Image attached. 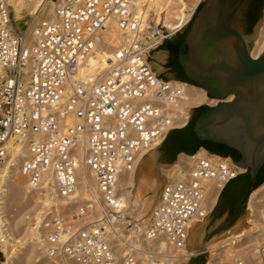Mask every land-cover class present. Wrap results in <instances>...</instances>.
I'll return each instance as SVG.
<instances>
[{"label":"built area","instance_id":"2783aa9c","mask_svg":"<svg viewBox=\"0 0 264 264\" xmlns=\"http://www.w3.org/2000/svg\"><path fill=\"white\" fill-rule=\"evenodd\" d=\"M40 1L51 11L42 18L40 8L29 28L24 19L33 17L22 11L14 19L7 0H0V168L10 144L25 141L20 173L34 191L29 200L39 199L28 223L41 233L50 257L71 264H137L139 254L154 264L162 255L153 244L158 240L167 244L166 262L183 259L191 226L213 211L207 208L211 184L221 191L246 172L232 169L229 158L206 152L181 162L178 178L163 185L150 212L144 240L150 246L137 250L133 240L120 238L127 249L120 257L111 220L119 214L122 173L133 171L140 156L175 129L174 81L156 74L151 53L185 29L204 0L171 26L164 12L158 21L147 13L151 0ZM111 22L122 36L115 47L104 41ZM103 49L107 54L91 65ZM79 170L95 181V190L80 185ZM77 189L91 197L80 200Z\"/></svg>","mask_w":264,"mask_h":264},{"label":"bare ground","instance_id":"6f19581e","mask_svg":"<svg viewBox=\"0 0 264 264\" xmlns=\"http://www.w3.org/2000/svg\"><path fill=\"white\" fill-rule=\"evenodd\" d=\"M197 3L198 0H151L148 5L147 13L152 14L153 12V18L158 21L161 17V13L164 12V23L167 26H171L173 21L178 17L189 14L190 11H192L197 5ZM7 4L13 10L14 19L21 16L20 12L22 11H25L24 13L22 12L23 14H26L27 12L28 15L33 17L29 20L27 19L29 28L33 25L34 19H39V16H36V14L40 8L42 9V18L51 11V4L43 3L40 0L35 2H29L27 0H7ZM15 30L17 29L15 28ZM103 32L105 33L104 41L109 47L117 46L122 41V36L114 22H111L109 25H107ZM250 49L251 55L254 58L258 57L264 50V23L262 19L257 25L255 37L252 40ZM106 54L107 52L105 49L96 52V56L89 60L91 65L96 64V58L101 59ZM173 84L174 101L172 104V116L174 128H181L187 124L189 121L188 119L191 108L206 104L214 105L218 102L216 99H209L205 90L201 87L178 81H174ZM231 98L232 96H229L227 100ZM25 146V141L20 143H11L9 146L10 156L0 168V249L3 251L4 255L2 264H22V258L25 252L29 249H35L41 255V257L34 254L35 256L33 257L32 262L28 261L24 262L23 264H71L65 261V259L58 260L57 258L50 257L47 254L46 246L42 239L41 233L37 229L31 228L29 224L30 218L28 217H30L32 212H30V214H28V216L25 218V233L20 239H17V237L14 236V232L12 231V228L8 222V217L6 215V208L9 202L8 198L10 197L12 187L17 184L16 179L18 177H23L20 173V166L23 158L25 157ZM156 148L157 147H153L149 149L144 155L142 154L135 169L131 172L122 173L121 177L117 181V191L119 198L121 199V205L118 211L119 214L113 215L112 217L111 224L113 230L111 232L117 236V240H115L114 243L117 245V251L120 257H124L127 252L126 247H122L120 241V238L124 239L122 232H124V229H126L125 224H130L134 226L135 229L137 227L140 232H146L150 223V212L159 202L163 185L171 183L178 178L180 164L184 161L182 159H191V156L181 154L176 162L166 165L165 167L159 165L160 167L156 168L153 162L156 155ZM200 151L194 154L195 157H201L206 153L204 149H200ZM217 157H213V159L216 160ZM228 164L232 169H235L239 172L244 171L243 168L237 167L234 162ZM84 172H82V170H79L78 172V180L80 185H82V183L85 185L88 184L93 188V190H95V181L89 177V174ZM22 190L28 200L31 196H33L34 191L27 184L22 186ZM219 192L220 186L211 184L207 199L208 210L214 208ZM76 196H79L80 200L84 199V201L91 197L87 190H82V193H80L79 189H77ZM37 200L39 199L33 198L32 200H29L30 203L34 201L33 208H35ZM247 201L246 215L242 219L238 220L231 228L222 232L221 234L213 236L207 242L203 241L206 233L207 217L201 222L193 223L191 229L189 230L185 249H183L181 252L182 256L185 257L181 260H178L177 262H166L165 256L168 251L167 244L163 240L154 241L153 244L155 246V250L157 253H162L161 257L157 259V262L154 264H184V262L188 261H191V264H216L222 260V258H225L224 255V257L221 255L222 253H227L226 256H228L230 250L231 252L232 250L234 252L236 247H240L241 244L239 243L245 236H254V238L261 236L263 237V239H261L262 243L258 241L259 244H262V246L258 247L257 244V249L259 251L255 253L260 254L261 258H263L264 221L261 222V224L260 222L258 223L257 221L259 218L257 219V217H260L264 213V210H260L264 205L262 204L264 202V181L253 191H251ZM44 204H49V200H44ZM34 216H36V214ZM35 219L37 218L35 217ZM1 225L3 228H1ZM145 232L139 237L135 236L134 233H130L129 236H125V239L133 240V244L135 245L136 249L142 250L144 244H147V246L152 244L148 240L144 241ZM158 246L160 250L158 249ZM235 252L238 251L236 250ZM141 257L142 256L140 254L137 256V264H146V262L142 259L143 257ZM231 258L232 257L230 256V259ZM238 261L242 263L243 260ZM147 264L149 263L147 262Z\"/></svg>","mask_w":264,"mask_h":264},{"label":"water","instance_id":"95a60500","mask_svg":"<svg viewBox=\"0 0 264 264\" xmlns=\"http://www.w3.org/2000/svg\"><path fill=\"white\" fill-rule=\"evenodd\" d=\"M252 2L204 0L178 49L185 75L219 101L206 106L191 132L239 154L234 163L249 176L243 202L264 166V50L252 57L245 23Z\"/></svg>","mask_w":264,"mask_h":264},{"label":"rangeland","instance_id":"374dc122","mask_svg":"<svg viewBox=\"0 0 264 264\" xmlns=\"http://www.w3.org/2000/svg\"><path fill=\"white\" fill-rule=\"evenodd\" d=\"M25 15H28L27 12H26ZM259 19L251 27L250 32L248 33L249 36H250V41L255 37L256 28H257V25L260 22ZM26 20L27 19L25 18L24 21H26ZM12 21H13V26L14 27L18 23L20 24V22H17V21L15 22V20H12ZM21 24H22V22H21ZM22 30L23 29L21 28L20 31H22ZM246 32H247V30H246ZM110 47H112V46H110ZM108 49H112V48H108ZM150 60H151L152 67L154 68L155 72L157 74H159V75H163V73H162L163 70H162L161 67L163 66V64L166 61V53L164 51V47L163 46H160L159 48L155 49L151 53V59ZM158 68H160V69H158ZM164 77H166L167 79H171V80L175 81L169 75H165ZM206 106H208V105L206 104ZM194 108H191L190 109V116H189V118L191 117V111H194L193 110ZM189 123H191V120L189 121ZM188 124H186L185 126H183L181 128L182 129L185 128ZM181 128H177V129H181ZM156 150H158V148L155 149V154H156ZM198 151H200V149H198L197 152ZM178 157H180V155ZM177 159L174 162H176ZM182 160L187 161V162L190 161L188 159H182ZM153 162H154V166L156 168L157 167H160V166L165 167L164 165H160L159 166V164L156 163V155H155V158H154ZM16 180H17L16 181L17 184H15L13 186L14 188L12 187V190H11V193H10V197L8 198L9 202H8V206L6 208V215L8 217V222H9L11 228H12V231L14 232V236L17 237V239L18 238L20 239L24 235V233H25V229H24L25 228V222H26V219L25 218L28 216V214H30V212H32L34 210V208H33L34 203H30L29 200H28V198L23 193L22 186L25 185V184H27L25 178L18 177ZM233 186H234V184H230L229 187H228V189H231ZM247 203H248V201L245 203L244 208L241 210V215L239 217H233V218H228V217L227 218H224V216L222 215V211H223L222 204L221 203L217 204L213 208V211L211 212V214L207 217L206 233H205V236L203 238V241L204 242H207L213 236L218 235V234H221L222 232L228 230L238 220L242 219L246 215V206H247ZM262 204H264V202ZM260 210H264V205H263V207ZM263 214L261 216L259 215L261 217V219H260V217H257V219L259 218V220H260V221L258 220L257 222L258 223L260 222V224H261V222L264 221V215ZM120 222H123V221H120ZM125 227H126V229H124V232H122V236L124 237V239L127 236H129L130 233L131 234L134 233L135 236L139 237L140 235H142L145 232V231L144 232L143 231L140 232V230L137 227H136V229H137L136 230L134 228V226H132L130 224H125ZM250 237L251 236H249V237L248 236H245L244 238H242V240L239 243V244H241V246L240 247H236L234 249V252L236 250L238 252H235L234 253L233 250H232V252L230 250V252H229L230 254L228 253V256H226L227 253H222L221 255L222 256L224 255L225 258L224 259L222 258V260H220L216 264H233L234 262H236L238 260H241V261L243 260L242 261L243 264H264V259L263 258L261 260L256 259L257 258V254H255L257 251H259L257 249V244H258V247L262 246V244H259V242H258V241H260V243H262V240H261V239H263L262 236L261 237H258V238H256V237L254 238V236L251 237V238ZM259 238H260V240H259ZM256 242H258V243H256ZM254 243H255V245H254ZM158 249H159V246H158ZM34 254L36 256L41 257V255L35 249H29L28 251L25 252V254H24L23 258H22V262L23 263L24 262H28V261L29 262H32L33 261V257L35 256ZM253 254H254V256H253ZM5 255H6V251H5ZM230 256L232 257L231 259H230ZM228 257H229V259H228ZM169 264H171V263H169ZM184 264H191V261L184 262Z\"/></svg>","mask_w":264,"mask_h":264},{"label":"crops","instance_id":"0c3cea01","mask_svg":"<svg viewBox=\"0 0 264 264\" xmlns=\"http://www.w3.org/2000/svg\"><path fill=\"white\" fill-rule=\"evenodd\" d=\"M15 28L20 31V29L22 28V25L18 23L15 26ZM201 106H206V105H201ZM198 107H195L194 109ZM193 116H195V112L191 111V117L189 118V121L193 118ZM184 134L185 133L183 132L182 128L181 129L175 128L170 132V134L168 135L164 143H162L158 147V150H156V162L159 165H164V166L170 165L178 158L179 155L181 154L185 155V153L182 152L183 151L182 139L184 137ZM248 180H249V176L245 172L241 175H238L235 179L227 183L223 187V189L220 191L216 199L215 206L219 203L222 204V207H223L222 215L224 216V218L239 217L241 215V210L244 208L245 203H246V202H243V199L246 194V187H247ZM263 181H264L263 175L260 174L258 177H255L253 181V186L255 184L259 185ZM230 184H234V186L231 189H228Z\"/></svg>","mask_w":264,"mask_h":264},{"label":"flooded vegetation","instance_id":"af4514ba","mask_svg":"<svg viewBox=\"0 0 264 264\" xmlns=\"http://www.w3.org/2000/svg\"><path fill=\"white\" fill-rule=\"evenodd\" d=\"M255 11L256 10H254V9L251 10L249 15H247V17L245 19L246 30L248 29V27H250L251 21H252L254 15H255ZM188 30H189V28L186 27L180 33H178L177 35L173 36L171 39H169L164 44L163 47H164V51L166 52V61H165V63L162 66V69H163L162 73H163L164 76L165 75H169L175 81L187 83V84H190V85H195V83L193 81H191L185 75L183 68L181 67V65L178 62V49L181 46V44H182V42H183ZM207 97L209 99H213V98H211L209 96H207ZM213 100H215V99H213ZM217 103H219V101ZM208 143L209 144H207L205 147H201V149H204L206 152H208L207 149H210V150H213L215 152L225 153L226 154L225 158H229L232 162L235 159L238 160L240 158L239 154L236 151L231 150V149L225 147L224 145L220 146V144H216V143H212V142H208ZM190 146L192 147L193 144H190ZM262 168L259 170V173H258V175L256 177H258L261 174V172L263 171Z\"/></svg>","mask_w":264,"mask_h":264},{"label":"trees","instance_id":"16d2710c","mask_svg":"<svg viewBox=\"0 0 264 264\" xmlns=\"http://www.w3.org/2000/svg\"><path fill=\"white\" fill-rule=\"evenodd\" d=\"M263 4H264V0H253V2L251 3V5L249 6V9H248V14L250 13L251 10H256L255 11V15L251 21V24H250V27H248L247 29V33L250 32V29L251 27L258 21V19L261 17V10H262V7H263ZM201 7V5L198 7V9ZM197 9V11H198ZM187 28H189V26H187ZM161 46H164V43L161 45ZM159 48V47H158ZM161 78H164V79H167L166 77H164V75H160ZM206 106H200L196 109H194V112H195V116H193V118L191 119V123H189L185 128H183V132L185 133L184 134V137L182 139L183 141V145H182V149L185 153V155H189V156H192L194 155L197 150L201 147H205L207 144H209L208 142H202V141H198L197 138L193 135V133L191 132V128L195 122V120L197 119V117L205 110ZM170 134V132H169ZM168 134V135H169ZM167 135V137H168ZM167 137L165 138V140L167 139ZM164 140V141H165ZM164 141L162 143H164ZM190 144H193V146L191 147ZM222 146V145H220ZM209 153L211 154H214V155H219V156H222V157H225L226 154L225 153H220V152H215L213 150H210V149H207ZM239 160V159H238ZM237 159H235L233 162H236L238 161ZM262 172H261V175H263V178H264V167L262 168ZM258 185H254L253 188H252V191L257 187Z\"/></svg>","mask_w":264,"mask_h":264}]
</instances>
